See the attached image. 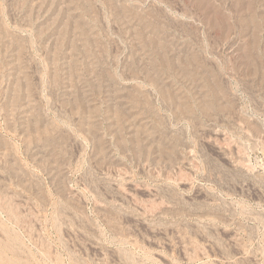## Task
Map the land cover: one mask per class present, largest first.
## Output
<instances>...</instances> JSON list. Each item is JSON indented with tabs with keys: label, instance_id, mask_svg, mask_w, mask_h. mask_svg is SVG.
<instances>
[{
	"label": "rangeland",
	"instance_id": "rangeland-1",
	"mask_svg": "<svg viewBox=\"0 0 264 264\" xmlns=\"http://www.w3.org/2000/svg\"><path fill=\"white\" fill-rule=\"evenodd\" d=\"M0 264H264V0H0Z\"/></svg>",
	"mask_w": 264,
	"mask_h": 264
}]
</instances>
